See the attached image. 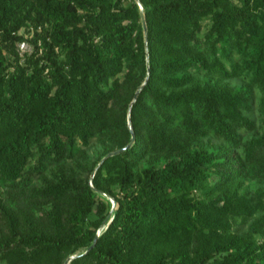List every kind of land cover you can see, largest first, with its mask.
I'll list each match as a JSON object with an SVG mask.
<instances>
[{
    "label": "trees",
    "instance_id": "obj_1",
    "mask_svg": "<svg viewBox=\"0 0 264 264\" xmlns=\"http://www.w3.org/2000/svg\"><path fill=\"white\" fill-rule=\"evenodd\" d=\"M0 264H264V0H0Z\"/></svg>",
    "mask_w": 264,
    "mask_h": 264
},
{
    "label": "rangeland",
    "instance_id": "obj_2",
    "mask_svg": "<svg viewBox=\"0 0 264 264\" xmlns=\"http://www.w3.org/2000/svg\"><path fill=\"white\" fill-rule=\"evenodd\" d=\"M39 27V29H42V26L40 25V26H38ZM36 30V27H35V25L33 24V23H31V24H29L28 26H23V27H21L20 29H19V33L20 34H23L24 36H29V38H30V40H31V38L33 37V34H34V31ZM32 41V40H31ZM33 42V41H32ZM17 47H18V44H17ZM18 50V49H17ZM19 51V50H18ZM253 116L254 117H256V121L257 122H259V120H260V118H259V116H258V113L255 111V112H253ZM100 148H101V145L99 144V142L97 141V139H94L93 141H92V143L90 144V146H88L87 147V150H88V152H89V155L91 156V158L90 159H93L95 156H96V154L99 152V150H100ZM54 169V166L53 167H51L50 168V170H49V176L51 175V172H53V171H55V170H53ZM53 170V171H52ZM83 170V169H82ZM81 170V171H82ZM85 173H86V171H85ZM256 182V181H255ZM34 183L35 184H40L41 183V178H40V176H34Z\"/></svg>",
    "mask_w": 264,
    "mask_h": 264
},
{
    "label": "built area",
    "instance_id": "obj_3",
    "mask_svg": "<svg viewBox=\"0 0 264 264\" xmlns=\"http://www.w3.org/2000/svg\"><path fill=\"white\" fill-rule=\"evenodd\" d=\"M34 48V43L30 40L29 36L27 35L18 42V50L22 56H24V54L33 52Z\"/></svg>",
    "mask_w": 264,
    "mask_h": 264
},
{
    "label": "water",
    "instance_id": "obj_4",
    "mask_svg": "<svg viewBox=\"0 0 264 264\" xmlns=\"http://www.w3.org/2000/svg\"><path fill=\"white\" fill-rule=\"evenodd\" d=\"M145 27H146V26H145ZM139 90H140V88H139ZM139 90H138V91H139ZM138 91H137V92H138ZM132 132H133V137H132V140H133V139H134V136H135V133H134L133 128H132ZM132 140H131V142H132ZM131 142H130V143H131ZM120 150H122V148L112 150V151H110V152L106 155V157L109 156V155H112V154H114V153H117V152H119ZM95 241H96V239H95ZM95 241L93 242L92 245H94ZM92 245H91V246H92ZM91 246H90V247H91ZM90 247H89V248H90ZM71 258H72V256L69 257V258L67 259V261L70 260Z\"/></svg>",
    "mask_w": 264,
    "mask_h": 264
}]
</instances>
